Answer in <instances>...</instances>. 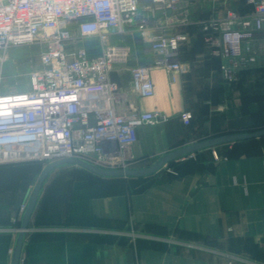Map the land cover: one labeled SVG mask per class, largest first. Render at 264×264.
<instances>
[{
	"label": "crops",
	"instance_id": "obj_1",
	"mask_svg": "<svg viewBox=\"0 0 264 264\" xmlns=\"http://www.w3.org/2000/svg\"><path fill=\"white\" fill-rule=\"evenodd\" d=\"M148 2L150 0H141ZM152 4V2H151ZM246 0H178V11L157 9L153 31L175 26L183 13L189 33L184 69L172 81L139 32L128 65L111 72L140 111L163 118L138 127L136 166L227 132L264 127V28L251 39L253 62L233 78L222 71L219 39L207 41L201 21ZM183 10V12H182ZM98 53L99 43L87 46ZM151 66L155 94L132 91L130 68ZM121 111L128 109L120 105ZM190 112L186 123L182 113ZM229 150V153H225ZM36 161L0 165V264H12L23 216L45 168ZM25 205V207H23ZM24 264H264V136L206 147L143 177H107L74 163L46 177L25 229Z\"/></svg>",
	"mask_w": 264,
	"mask_h": 264
},
{
	"label": "built area",
	"instance_id": "obj_2",
	"mask_svg": "<svg viewBox=\"0 0 264 264\" xmlns=\"http://www.w3.org/2000/svg\"><path fill=\"white\" fill-rule=\"evenodd\" d=\"M150 1L0 0V68L2 51L11 46L37 45L42 64L31 72L29 88L20 92H5L0 74V165H48L66 158L107 169L136 165L132 147L138 127L164 115L140 111L112 79L113 70L128 65L132 42L111 38L139 32L156 55L155 66L163 67L172 81L184 69L180 52L189 39L178 28L189 22L185 13L175 26L153 31L149 25L157 9L178 11V0ZM246 4L249 11L225 6L200 23L207 41L219 39L225 60L221 68L229 78L255 60L250 42L264 28V0ZM95 43L100 45L96 54L87 47ZM130 73L132 91L142 97L155 94L151 66L135 64ZM123 104L126 111L119 109ZM182 118L190 123L192 114L186 111Z\"/></svg>",
	"mask_w": 264,
	"mask_h": 264
},
{
	"label": "water",
	"instance_id": "obj_3",
	"mask_svg": "<svg viewBox=\"0 0 264 264\" xmlns=\"http://www.w3.org/2000/svg\"><path fill=\"white\" fill-rule=\"evenodd\" d=\"M264 136V127L259 128L253 131H237V132H227L220 135L211 136L209 138L190 143L188 145L176 148L167 154H165L163 157H161L159 160L154 162L153 164L141 167V168H114V169H107L103 167H99L95 164H92L90 162H87L80 158H66L61 159L58 161H54L52 163H49L45 166L43 169L39 180L37 182L36 187L34 188L32 195L30 197V201L26 207L23 221L21 225V230L19 233V236L16 241V245L14 248L13 253V261L12 264H20L21 258H22V249H23V243H24V234L25 229L28 227L29 219L32 215V212L35 208V205L37 203V199L39 196V193L41 191V188L43 186V183L46 179V177L49 175V173L57 166L62 164H68V163H74L79 166H82L91 172L101 175V176H107V177H120V176H133V177H141L146 176L151 173H154L155 171L159 170L161 167L166 165L168 162L173 161L175 159H178L186 154L198 151L200 149L206 148V147H212L219 144H225V143H233L245 139L250 138H256ZM229 153V150L225 153L227 155Z\"/></svg>",
	"mask_w": 264,
	"mask_h": 264
},
{
	"label": "rangeland",
	"instance_id": "obj_4",
	"mask_svg": "<svg viewBox=\"0 0 264 264\" xmlns=\"http://www.w3.org/2000/svg\"><path fill=\"white\" fill-rule=\"evenodd\" d=\"M40 50L37 45H24L11 46L2 51L0 74L5 92H20L29 88L31 72L42 67ZM132 167L139 168L136 165Z\"/></svg>",
	"mask_w": 264,
	"mask_h": 264
},
{
	"label": "trees",
	"instance_id": "obj_5",
	"mask_svg": "<svg viewBox=\"0 0 264 264\" xmlns=\"http://www.w3.org/2000/svg\"><path fill=\"white\" fill-rule=\"evenodd\" d=\"M239 10V9H238ZM203 33H204V31H203ZM254 130H256V129H254ZM253 131V130H252ZM262 137V136H261ZM250 139H253V138H250ZM245 140H248V139H245ZM241 141H244V140H241ZM36 162H39V163H41V164H43L44 165V163L42 162V161H36ZM171 162V161H170ZM141 177H143V176H141Z\"/></svg>",
	"mask_w": 264,
	"mask_h": 264
}]
</instances>
